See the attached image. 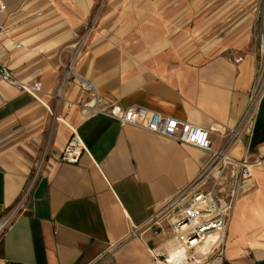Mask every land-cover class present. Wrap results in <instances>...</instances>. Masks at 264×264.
<instances>
[{"label":"crops","instance_id":"crops-1","mask_svg":"<svg viewBox=\"0 0 264 264\" xmlns=\"http://www.w3.org/2000/svg\"><path fill=\"white\" fill-rule=\"evenodd\" d=\"M4 1L0 63L18 80L39 82L41 92L37 100L0 87V216L37 172L21 214L0 238V264H162L154 250L170 230L148 221L210 154L87 113L93 97L72 73L105 104L140 106L209 130L216 149L243 113L255 58L176 49L174 36L148 16L164 0H108L110 11L121 10L117 29L113 19L91 22L98 0ZM74 131L85 151L77 164L60 162ZM246 147L249 160L264 159V99L252 137L243 135L233 154ZM246 188L227 227L228 264L264 260L254 253L264 242V162Z\"/></svg>","mask_w":264,"mask_h":264},{"label":"built area","instance_id":"built-area-1","mask_svg":"<svg viewBox=\"0 0 264 264\" xmlns=\"http://www.w3.org/2000/svg\"><path fill=\"white\" fill-rule=\"evenodd\" d=\"M5 10L6 3L0 0V15ZM259 20L256 69L245 108L234 126L220 136L222 144L216 149L212 147L209 130L144 107L122 108L114 104H105L92 84L72 73V77L80 83L81 91L93 97V104L83 106L87 113L105 115L120 125L138 127L151 134L194 146L210 154L208 164L199 175L176 192L175 196L148 221L149 228L159 229L162 223L167 222L170 228L169 239L177 247L172 255L167 250L162 252L154 250L155 258L162 264H174V262L209 264L215 260L221 261L227 242V227L234 206L246 192L253 171L264 162L261 158L249 160L248 147L239 156L233 154L243 135L252 137L259 105L264 99V0H262ZM5 32L4 27L0 25V39ZM241 59L239 57L236 61ZM0 81L7 87L27 93L38 100L41 84L37 81L29 84L18 80L14 73L1 63ZM57 99H60V93L57 94ZM84 151V144L74 131L62 150L59 161L77 164ZM36 176L37 172L16 201L0 216V238L12 228L21 214L24 201ZM136 233V230L132 231L129 236H134Z\"/></svg>","mask_w":264,"mask_h":264},{"label":"rangeland","instance_id":"rangeland-1","mask_svg":"<svg viewBox=\"0 0 264 264\" xmlns=\"http://www.w3.org/2000/svg\"><path fill=\"white\" fill-rule=\"evenodd\" d=\"M110 1L98 0L91 22L98 21L104 25L108 19H113L117 29L121 10L117 11V7L110 11L114 6ZM158 6L160 9L148 12V16L160 20L158 30L174 36L176 49L204 51L211 56L221 55L232 59L247 55L256 57L262 0H164ZM0 87L7 86L0 81ZM168 238L170 235L164 241L170 240ZM259 244L260 252L253 251L261 259L264 258V242ZM245 254L254 259L252 253ZM222 260L209 264H228Z\"/></svg>","mask_w":264,"mask_h":264},{"label":"bare ground","instance_id":"bare-ground-1","mask_svg":"<svg viewBox=\"0 0 264 264\" xmlns=\"http://www.w3.org/2000/svg\"><path fill=\"white\" fill-rule=\"evenodd\" d=\"M258 246H260V245L254 246V248L258 247ZM175 249H177V247L174 245V242L170 239L168 241L166 240L165 243L161 247L157 248L156 252H162V250H167L168 253L172 255V254H174ZM170 264H172V263H170ZM174 264H180V263L174 262Z\"/></svg>","mask_w":264,"mask_h":264},{"label":"water","instance_id":"water-1","mask_svg":"<svg viewBox=\"0 0 264 264\" xmlns=\"http://www.w3.org/2000/svg\"><path fill=\"white\" fill-rule=\"evenodd\" d=\"M255 264H264V260L260 261V262H257Z\"/></svg>","mask_w":264,"mask_h":264}]
</instances>
